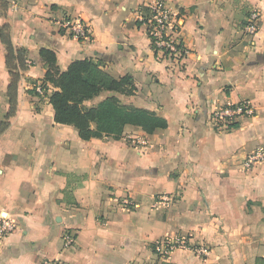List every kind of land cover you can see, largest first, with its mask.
<instances>
[{
  "label": "crops",
  "instance_id": "crops-1",
  "mask_svg": "<svg viewBox=\"0 0 264 264\" xmlns=\"http://www.w3.org/2000/svg\"><path fill=\"white\" fill-rule=\"evenodd\" d=\"M154 1L7 0L4 15L0 8V28L9 23L13 44L29 52L16 114L0 136V215L17 227L0 240V264H264V162L245 166L264 147V0H168L188 50L174 60L158 56L137 23ZM248 10L260 15L252 35ZM64 19L84 21L90 38L60 30ZM42 48L61 71L92 59L116 79L133 77L134 94L105 90L85 105L115 95L168 126L81 139L36 90L47 71ZM5 57L0 41V121L9 109ZM244 100L256 114L217 131L212 112ZM66 233L75 237L69 247ZM175 235L190 248L161 257L154 241Z\"/></svg>",
  "mask_w": 264,
  "mask_h": 264
},
{
  "label": "trees",
  "instance_id": "trees-1",
  "mask_svg": "<svg viewBox=\"0 0 264 264\" xmlns=\"http://www.w3.org/2000/svg\"><path fill=\"white\" fill-rule=\"evenodd\" d=\"M8 6L7 0H0L3 15ZM142 11L144 20L138 21V24L148 21L151 17L149 7H143ZM249 15L248 10L247 17ZM246 24L247 21H244V27ZM0 41L6 47V67L11 77L7 88L9 109L4 119L0 121L1 136L9 128V120L17 111L19 84L22 73L29 67L27 63L29 52L28 49L16 47L13 44L9 23H5L0 28ZM152 46L154 48V40H152ZM40 56L45 61L47 69L42 85L45 90L44 94L48 96L49 103L54 109V120L60 124L74 126L81 139L104 137L119 139L127 125L138 126L149 134L168 126L165 118L143 108L125 105L115 95L93 106L85 105L86 101L94 99L105 90L126 95L134 94L136 86L132 76L126 75L116 79L102 71L101 63L92 59L76 60L69 65L67 70L61 71L57 66L54 51L42 48ZM46 83H50L55 90L48 93ZM236 127H239V122L230 124V129Z\"/></svg>",
  "mask_w": 264,
  "mask_h": 264
},
{
  "label": "built area",
  "instance_id": "built-area-1",
  "mask_svg": "<svg viewBox=\"0 0 264 264\" xmlns=\"http://www.w3.org/2000/svg\"><path fill=\"white\" fill-rule=\"evenodd\" d=\"M168 0H155L149 8L151 17L144 22L147 26V33L154 40V51L164 59L174 60L178 57L187 55L188 50L179 39V23L169 7ZM144 20V17L141 19ZM260 15L257 11H251L247 18L245 31L248 34H255L258 31ZM60 30L68 31L72 36L80 40L90 38L91 29L82 20L64 19L57 21ZM38 93H44L43 85L36 86ZM256 114V109L251 101L244 100L237 104H226L216 108L210 117L211 123L217 131L230 130V124L238 122L241 117H252ZM264 162V147H259L245 157V166L252 168ZM163 200H169L164 197ZM15 222L6 215H0V240L7 238L16 230ZM75 237L72 233H66L64 237V247H69L74 242ZM156 252L163 258H169L178 249L190 248V239L185 235H175L160 238L154 241ZM199 254H207L204 247L196 248ZM54 264H64L56 262Z\"/></svg>",
  "mask_w": 264,
  "mask_h": 264
},
{
  "label": "rangeland",
  "instance_id": "rangeland-1",
  "mask_svg": "<svg viewBox=\"0 0 264 264\" xmlns=\"http://www.w3.org/2000/svg\"><path fill=\"white\" fill-rule=\"evenodd\" d=\"M247 21V20H246Z\"/></svg>",
  "mask_w": 264,
  "mask_h": 264
}]
</instances>
